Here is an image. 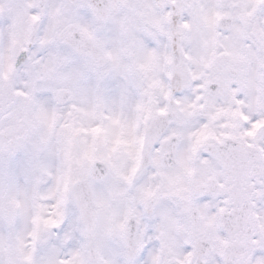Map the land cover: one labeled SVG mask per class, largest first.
Instances as JSON below:
<instances>
[{
  "label": "snow or ice",
  "instance_id": "obj_1",
  "mask_svg": "<svg viewBox=\"0 0 264 264\" xmlns=\"http://www.w3.org/2000/svg\"><path fill=\"white\" fill-rule=\"evenodd\" d=\"M0 264H264V0H0Z\"/></svg>",
  "mask_w": 264,
  "mask_h": 264
}]
</instances>
